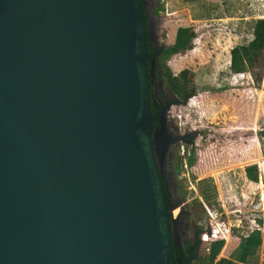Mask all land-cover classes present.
I'll return each mask as SVG.
<instances>
[{"label": "water", "instance_id": "obj_1", "mask_svg": "<svg viewBox=\"0 0 264 264\" xmlns=\"http://www.w3.org/2000/svg\"><path fill=\"white\" fill-rule=\"evenodd\" d=\"M142 6L0 0V264L179 263Z\"/></svg>", "mask_w": 264, "mask_h": 264}, {"label": "rangeland", "instance_id": "obj_2", "mask_svg": "<svg viewBox=\"0 0 264 264\" xmlns=\"http://www.w3.org/2000/svg\"><path fill=\"white\" fill-rule=\"evenodd\" d=\"M142 3L154 52L147 63L151 93L169 103L163 116L172 134H166H182L164 153L162 168L153 151L166 184L176 260L210 264V249L196 238L208 222L205 205L229 227L225 237L209 244L216 249L214 261L233 260L244 235L251 256L233 264H264V43L253 65L239 72L229 67L230 48L250 43L254 20L264 17V0ZM159 4L161 27L155 14ZM169 25L175 27L171 42Z\"/></svg>", "mask_w": 264, "mask_h": 264}, {"label": "trees", "instance_id": "obj_3", "mask_svg": "<svg viewBox=\"0 0 264 264\" xmlns=\"http://www.w3.org/2000/svg\"><path fill=\"white\" fill-rule=\"evenodd\" d=\"M184 2L188 1H193V0H183ZM142 11H143V6H142ZM155 14L157 15V24L161 27V24L163 23L162 21V14H163V7L159 4L158 8L155 11ZM143 21H144V26L146 28L145 24V15L143 13ZM174 26L169 25L168 30H167V40L171 42L173 40V35H174ZM264 43V17L256 18L253 22L252 25V32H251V40L250 43L248 44H238L230 48L229 50V67L236 71L239 72L241 71V68L243 66H251L253 65L255 60L258 58L259 55H261V50L259 48L260 44ZM165 48V47H164ZM146 49L147 51L152 54L154 53L151 51V46L150 42L146 33ZM168 80L170 79V74H166ZM147 77H148V107L151 113H154V110L152 109L151 106V87H150V81H149V74L147 71ZM171 82V80H169ZM175 100V99H174ZM170 102V101H169ZM165 103H162L161 106H163ZM188 162L193 161V155L190 153L188 154L187 157ZM160 178V183H161V188H162V194H163V201L165 204V207L169 209L168 205V198H167V192L165 189V186L163 184L162 178L159 175ZM204 196V195H203ZM205 197V196H204ZM262 207L264 209V203L262 202ZM237 245L235 246L234 249V255L233 260L240 262V263H246L251 256L246 252L247 249V243H246V238L244 235H241L238 238ZM173 255L174 258L176 257V247H173ZM215 248L210 247V250L208 251L207 259L208 263L210 264H233V260L231 258H223L220 257L217 260L214 261L215 258ZM188 260V258H187ZM187 260H183L178 263V264H186Z\"/></svg>", "mask_w": 264, "mask_h": 264}, {"label": "flooded vegetation", "instance_id": "obj_4", "mask_svg": "<svg viewBox=\"0 0 264 264\" xmlns=\"http://www.w3.org/2000/svg\"><path fill=\"white\" fill-rule=\"evenodd\" d=\"M161 105H162L161 101L157 99V97L154 93H152L151 106H152V109L154 110V114H158V115L162 116L160 119V122L158 123V127L152 131V149H153V151H156V154H158V158H159V162H160V168H162V166H163V163H162L163 155L169 149V146H171L173 144L176 145L178 143V140H176L175 142L168 144V139H170L171 137H178L179 135H182V134H174V135L166 134V132H169L168 126H166V123H165V119H164L165 116H163V113L162 114L160 113L162 107L165 104L163 106H161ZM175 130H176V127H174V131ZM170 134H172V133H170ZM184 140L187 141V138H185ZM169 152L171 153V151H169ZM159 175L161 176L163 184H164L165 189H166V184L164 182L163 176L161 175V173H159ZM166 192H167V189H166ZM167 198H168V194H167ZM192 248L190 249V253H192V251H193ZM178 250H181V249H178ZM176 254H178L177 251H176ZM176 258H177V255H176Z\"/></svg>", "mask_w": 264, "mask_h": 264}, {"label": "built area", "instance_id": "obj_5", "mask_svg": "<svg viewBox=\"0 0 264 264\" xmlns=\"http://www.w3.org/2000/svg\"><path fill=\"white\" fill-rule=\"evenodd\" d=\"M204 209L207 214V225L200 227L197 231V240L206 245L205 250L210 249L209 244L217 241L229 232V227L224 226L221 222L217 221V212L210 211L205 205ZM219 214V213H218Z\"/></svg>", "mask_w": 264, "mask_h": 264}]
</instances>
